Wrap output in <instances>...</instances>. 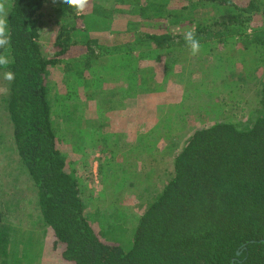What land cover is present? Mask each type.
<instances>
[{
    "label": "trees",
    "instance_id": "trees-1",
    "mask_svg": "<svg viewBox=\"0 0 264 264\" xmlns=\"http://www.w3.org/2000/svg\"><path fill=\"white\" fill-rule=\"evenodd\" d=\"M133 1L90 0L86 13L77 16L59 0L55 4L52 0H9L12 41L8 54L0 49V54L10 56L7 70L15 74L13 81H7V115L18 155L38 189V205L49 227L42 237L48 238L50 252L41 255L40 261L264 264V89L247 132L223 122L200 127L189 136L174 158L172 177L165 182L161 196L141 214L128 247L103 241L98 225L90 224L83 214L79 182L59 150L45 76L55 64L85 61L106 51L94 33L103 37L120 33V22L113 15L134 7ZM262 3L246 0L244 7H239L221 0H139L140 13L157 18L165 31L151 32L141 39L159 56L158 66L172 64V47L186 46L183 32L192 26L200 43H206V48L212 44L223 52L232 37L244 41L255 31L251 21L260 14ZM48 6L53 11L51 22L59 31L54 53L46 55L41 35ZM130 38L128 35L125 41ZM121 49L131 56L141 47L128 42L112 53H122ZM129 69L130 76H154L150 67L143 70L142 66L137 72L133 64ZM3 217L0 213V222ZM27 245L21 241L18 247ZM31 249L32 245L24 249L22 257L32 259Z\"/></svg>",
    "mask_w": 264,
    "mask_h": 264
},
{
    "label": "rangeland",
    "instance_id": "rangeland-1",
    "mask_svg": "<svg viewBox=\"0 0 264 264\" xmlns=\"http://www.w3.org/2000/svg\"><path fill=\"white\" fill-rule=\"evenodd\" d=\"M221 1L244 7L246 0ZM262 1L260 14L251 21L255 31L248 39L232 37L223 52L201 43L195 57L187 46L175 45L172 64L158 66L159 56L141 37L165 31L157 18L140 13L139 0H135L134 7L113 15L120 22V33L110 37L94 33L106 51L85 58L86 62L71 60L48 70L46 89L59 150L79 182L85 218L98 225L106 243L131 244L141 214L161 196L173 175L175 156L195 130L223 122L241 132L250 129L264 89ZM44 13L41 44L49 55L54 53L59 27L51 22L50 6ZM127 34L128 42L141 49L131 56L124 49L112 53L128 43ZM145 50L152 53L146 55ZM133 64L137 72L142 66L143 70L150 67L154 76H130ZM7 85L0 76V213L4 216L0 264H45L40 256L50 252V244L42 233L49 227L38 205V189L13 139ZM21 241L28 245L20 249ZM30 245L33 249L28 253L38 256L22 257Z\"/></svg>",
    "mask_w": 264,
    "mask_h": 264
},
{
    "label": "clouds",
    "instance_id": "clouds-1",
    "mask_svg": "<svg viewBox=\"0 0 264 264\" xmlns=\"http://www.w3.org/2000/svg\"><path fill=\"white\" fill-rule=\"evenodd\" d=\"M58 0H52V3H57ZM64 5L73 9L77 16H81L86 13L89 8L90 0H59ZM8 3L7 0H0V49L7 51L11 46L12 36L8 26ZM183 38L189 49V54L193 57L198 56L201 52L202 45L200 40L196 37L195 29H188L183 32ZM10 56L6 54H0V69H3L2 77L4 80L11 82L15 78V74L7 70L11 63Z\"/></svg>",
    "mask_w": 264,
    "mask_h": 264
},
{
    "label": "crops",
    "instance_id": "crops-1",
    "mask_svg": "<svg viewBox=\"0 0 264 264\" xmlns=\"http://www.w3.org/2000/svg\"><path fill=\"white\" fill-rule=\"evenodd\" d=\"M133 150H134V148H133ZM129 151H131L130 156L132 157L134 155V153L132 152V150H129Z\"/></svg>",
    "mask_w": 264,
    "mask_h": 264
}]
</instances>
